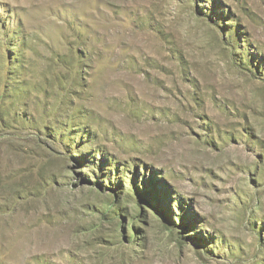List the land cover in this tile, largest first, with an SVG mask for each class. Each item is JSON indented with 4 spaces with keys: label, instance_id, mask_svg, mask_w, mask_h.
I'll use <instances>...</instances> for the list:
<instances>
[{
    "label": "rangeland",
    "instance_id": "obj_1",
    "mask_svg": "<svg viewBox=\"0 0 264 264\" xmlns=\"http://www.w3.org/2000/svg\"><path fill=\"white\" fill-rule=\"evenodd\" d=\"M0 264H264V0H0Z\"/></svg>",
    "mask_w": 264,
    "mask_h": 264
}]
</instances>
